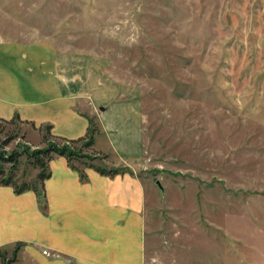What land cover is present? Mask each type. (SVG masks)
<instances>
[{
	"label": "rangeland",
	"instance_id": "rangeland-1",
	"mask_svg": "<svg viewBox=\"0 0 264 264\" xmlns=\"http://www.w3.org/2000/svg\"><path fill=\"white\" fill-rule=\"evenodd\" d=\"M4 41L47 44L85 92L137 101L145 264H264V0H0ZM45 133L0 120L8 150ZM38 172L23 157L18 179Z\"/></svg>",
	"mask_w": 264,
	"mask_h": 264
},
{
	"label": "crops",
	"instance_id": "crops-1",
	"mask_svg": "<svg viewBox=\"0 0 264 264\" xmlns=\"http://www.w3.org/2000/svg\"><path fill=\"white\" fill-rule=\"evenodd\" d=\"M80 86L79 76L47 44L0 42V118L18 113L37 126L51 124L55 135L69 139L86 135L93 121L98 130L93 151L132 167L106 175L83 166L82 180L57 155L45 181L48 214L35 191L19 194L0 184V248L14 251L23 242L12 264H145L146 194L134 168L142 157L137 101L92 96ZM46 249L57 256H47Z\"/></svg>",
	"mask_w": 264,
	"mask_h": 264
},
{
	"label": "trees",
	"instance_id": "trees-1",
	"mask_svg": "<svg viewBox=\"0 0 264 264\" xmlns=\"http://www.w3.org/2000/svg\"><path fill=\"white\" fill-rule=\"evenodd\" d=\"M0 120L12 123L15 121H21L23 123H29L33 127L40 130L44 129L47 133L44 135V142L46 146L32 148L28 143H23L21 146L7 149L10 141H12L16 135L11 134L3 142H0V184L13 186L16 193H23L28 190L35 191L40 200L45 198V181L50 178L52 171L50 169V162L57 156H65L73 169H77L80 172L82 180L87 179V174L84 169H81L76 162L83 164L84 167L95 168L102 174L116 175L130 169L117 168V167H104L97 165L94 160L98 159L96 152L93 151L95 143V135L97 128L93 121L91 122L89 131L86 135L76 139H69L55 135L52 132V125L45 124L37 126L34 121L23 120L20 115L16 113L11 119L0 118ZM9 135V134H8ZM81 145V146H80ZM85 149H92L95 153L91 155L85 152ZM107 158L108 155H103ZM23 157H26L27 162L33 167L38 168L37 173L33 181H20L18 179V172L22 163ZM23 243H18L12 253L11 257H8L7 251L0 248V260L2 264H12L17 260V254Z\"/></svg>",
	"mask_w": 264,
	"mask_h": 264
},
{
	"label": "water",
	"instance_id": "water-1",
	"mask_svg": "<svg viewBox=\"0 0 264 264\" xmlns=\"http://www.w3.org/2000/svg\"><path fill=\"white\" fill-rule=\"evenodd\" d=\"M157 184L159 185V187H160L161 189H164V187H163V185L161 184L160 180H157Z\"/></svg>",
	"mask_w": 264,
	"mask_h": 264
}]
</instances>
